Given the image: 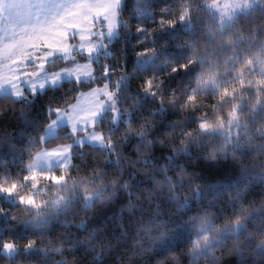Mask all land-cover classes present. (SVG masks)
Returning <instances> with one entry per match:
<instances>
[{
  "label": "clouds",
  "instance_id": "obj_1",
  "mask_svg": "<svg viewBox=\"0 0 264 264\" xmlns=\"http://www.w3.org/2000/svg\"><path fill=\"white\" fill-rule=\"evenodd\" d=\"M114 12L0 101V264H264V0Z\"/></svg>",
  "mask_w": 264,
  "mask_h": 264
},
{
  "label": "snow or ice",
  "instance_id": "obj_2",
  "mask_svg": "<svg viewBox=\"0 0 264 264\" xmlns=\"http://www.w3.org/2000/svg\"><path fill=\"white\" fill-rule=\"evenodd\" d=\"M108 9L111 10L110 17L114 16L115 0H111L109 4H68L67 0H0V65L4 67L5 74L11 71L15 62L32 55L29 48L46 46L50 51L44 53L45 57L53 52L67 54L70 49V44L64 42L67 30L82 28L81 22L88 20L93 12L99 15ZM80 38L85 40L86 35L82 32ZM82 46L91 48V44ZM77 71L86 72L88 69L87 66L80 65ZM105 95H109L106 90ZM208 126L201 124L202 128ZM36 175L35 172L31 174L33 179ZM52 179L62 177L53 176ZM14 188L13 184L3 190L11 192ZM21 200L33 205L39 203L30 196L21 197ZM5 247L10 248L11 245L6 244Z\"/></svg>",
  "mask_w": 264,
  "mask_h": 264
},
{
  "label": "rangeland",
  "instance_id": "obj_3",
  "mask_svg": "<svg viewBox=\"0 0 264 264\" xmlns=\"http://www.w3.org/2000/svg\"><path fill=\"white\" fill-rule=\"evenodd\" d=\"M111 0H67L68 4L75 3H103L109 4ZM219 7L222 12H229L232 0H218ZM110 9L97 15L92 13L90 18L86 21H82V28L69 29L67 35L64 37V42L70 44L71 47H76L77 52L79 46L88 44L94 37L96 32L100 31V22L105 23L110 19ZM244 10H237V15ZM86 35L85 40H81V34ZM32 55L24 60L15 62L11 66V71L5 74V69L0 65V93H12V85H18L20 87H27L32 85L38 87L40 83H46V73L52 69L48 68V62L52 59L64 58L66 54L62 52H53L52 55L45 57L44 53L50 51L46 46L41 45L35 49L29 48ZM68 52V53H69ZM12 77H15L12 79ZM7 79V82L5 80ZM56 161H52L55 166Z\"/></svg>",
  "mask_w": 264,
  "mask_h": 264
},
{
  "label": "trees",
  "instance_id": "obj_4",
  "mask_svg": "<svg viewBox=\"0 0 264 264\" xmlns=\"http://www.w3.org/2000/svg\"><path fill=\"white\" fill-rule=\"evenodd\" d=\"M243 12H241L238 15H241ZM67 61H65L64 58H57V59H52L51 61L48 62V68L53 69L56 66H63L66 64ZM11 94L9 93H0V101L5 100L6 98L10 97ZM0 203H2L5 207H15L14 201L10 197H3L0 196ZM31 230L27 227H16L14 230H12L9 227L8 222L4 218H0V237H4L7 235H12L14 237L23 239L26 234H28ZM185 233L184 232H179L177 233L175 239L171 241L170 243H176L179 240H182L184 238ZM33 256L38 255V253L33 252ZM20 259L27 260V256H22Z\"/></svg>",
  "mask_w": 264,
  "mask_h": 264
}]
</instances>
